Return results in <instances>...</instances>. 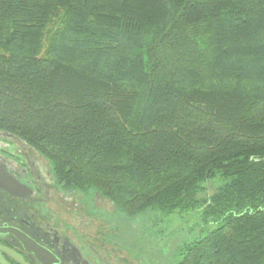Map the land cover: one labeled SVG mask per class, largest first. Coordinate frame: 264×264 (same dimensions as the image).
Listing matches in <instances>:
<instances>
[{
  "label": "trees",
  "instance_id": "obj_1",
  "mask_svg": "<svg viewBox=\"0 0 264 264\" xmlns=\"http://www.w3.org/2000/svg\"><path fill=\"white\" fill-rule=\"evenodd\" d=\"M0 131L61 190L219 222L178 264H264V0H0Z\"/></svg>",
  "mask_w": 264,
  "mask_h": 264
},
{
  "label": "flooded vegetation",
  "instance_id": "obj_2",
  "mask_svg": "<svg viewBox=\"0 0 264 264\" xmlns=\"http://www.w3.org/2000/svg\"><path fill=\"white\" fill-rule=\"evenodd\" d=\"M4 132L0 163L30 194L17 197L0 189V264H155L145 248L121 237L115 215L91 207L71 213V197L55 184L45 157ZM60 206L69 215L64 220Z\"/></svg>",
  "mask_w": 264,
  "mask_h": 264
},
{
  "label": "rangeland",
  "instance_id": "obj_3",
  "mask_svg": "<svg viewBox=\"0 0 264 264\" xmlns=\"http://www.w3.org/2000/svg\"><path fill=\"white\" fill-rule=\"evenodd\" d=\"M47 163H49L48 160ZM50 174L53 176L52 171ZM55 184L57 185L56 182ZM220 184L217 180L208 182L204 185L205 189L198 195V198L213 195ZM59 190L63 192L64 196L71 197V213L75 211L77 214L80 209L88 210L91 207L99 208L112 216L115 215V222L118 223L122 231L121 237L138 244L139 248H145V252L150 254L155 264H178V252H181L187 244L200 239L217 228L219 224L214 219L205 220L202 212L197 210L175 211L170 214L150 212L137 217H130L122 213L112 201L99 192L88 193V195L71 192L69 195L66 194L67 191ZM58 210L59 216L63 220L69 217L68 214H65L63 206H60ZM71 223H77L72 214ZM136 227H138L136 229L138 231H135Z\"/></svg>",
  "mask_w": 264,
  "mask_h": 264
},
{
  "label": "water",
  "instance_id": "obj_4",
  "mask_svg": "<svg viewBox=\"0 0 264 264\" xmlns=\"http://www.w3.org/2000/svg\"><path fill=\"white\" fill-rule=\"evenodd\" d=\"M4 137L13 136L9 132H4ZM0 189L17 196L26 197L30 194V189L25 185L19 183L6 169V167L0 163Z\"/></svg>",
  "mask_w": 264,
  "mask_h": 264
}]
</instances>
